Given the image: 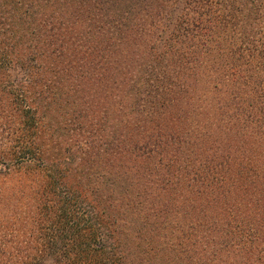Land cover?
Wrapping results in <instances>:
<instances>
[{"label": "trees", "instance_id": "16d2710c", "mask_svg": "<svg viewBox=\"0 0 264 264\" xmlns=\"http://www.w3.org/2000/svg\"><path fill=\"white\" fill-rule=\"evenodd\" d=\"M0 264H264V0H0Z\"/></svg>", "mask_w": 264, "mask_h": 264}]
</instances>
